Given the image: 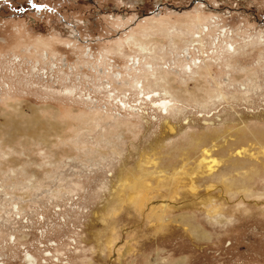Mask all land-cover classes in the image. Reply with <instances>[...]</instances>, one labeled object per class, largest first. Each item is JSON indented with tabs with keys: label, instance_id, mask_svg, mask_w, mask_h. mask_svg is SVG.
Returning a JSON list of instances; mask_svg holds the SVG:
<instances>
[{
	"label": "rangeland",
	"instance_id": "obj_1",
	"mask_svg": "<svg viewBox=\"0 0 264 264\" xmlns=\"http://www.w3.org/2000/svg\"><path fill=\"white\" fill-rule=\"evenodd\" d=\"M27 2L0 0V264H264V0Z\"/></svg>",
	"mask_w": 264,
	"mask_h": 264
},
{
	"label": "bare ground",
	"instance_id": "obj_2",
	"mask_svg": "<svg viewBox=\"0 0 264 264\" xmlns=\"http://www.w3.org/2000/svg\"><path fill=\"white\" fill-rule=\"evenodd\" d=\"M163 106H165V105H163ZM245 153H246V151H240L237 154L242 156ZM259 154H262L264 156V148L261 149V152ZM250 156H253V155H250ZM202 157H203V159H202ZM202 157H201V159H202L201 161H203L206 164V169L210 174H212L213 172H215L218 169L220 163L218 160L212 158V156L210 154V150H204ZM24 262H25V264H34L36 261H35L33 256L27 254V255H25Z\"/></svg>",
	"mask_w": 264,
	"mask_h": 264
},
{
	"label": "snow or ice",
	"instance_id": "obj_3",
	"mask_svg": "<svg viewBox=\"0 0 264 264\" xmlns=\"http://www.w3.org/2000/svg\"><path fill=\"white\" fill-rule=\"evenodd\" d=\"M26 6H27V7L34 8V9H39L40 7H42V6L39 5V4L32 3V0H28ZM19 10H22V9H19Z\"/></svg>",
	"mask_w": 264,
	"mask_h": 264
}]
</instances>
